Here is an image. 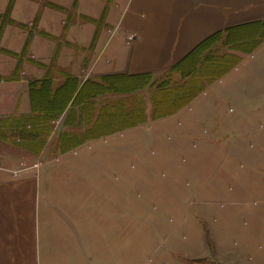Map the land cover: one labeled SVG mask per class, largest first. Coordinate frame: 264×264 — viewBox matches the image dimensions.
<instances>
[{"label":"rangeland","instance_id":"obj_1","mask_svg":"<svg viewBox=\"0 0 264 264\" xmlns=\"http://www.w3.org/2000/svg\"><path fill=\"white\" fill-rule=\"evenodd\" d=\"M149 13L160 15L163 11L152 4ZM149 13L139 10L137 0H0V25L4 33L9 32L4 44L0 40V71L5 74L13 63L20 62L16 80H25L30 89L34 80L32 67L38 73L34 67L41 63L38 59L47 61L53 55V74L59 76L58 62L63 57L71 65L67 71L84 79L86 70L94 66L98 46L96 43L92 50V46L80 45L90 40L88 31L94 32V38L102 32L103 44L113 34L111 49L118 47L130 56L131 48L124 44L123 31L116 25L122 23L124 30L130 17L144 20L141 14ZM156 28L160 31V26ZM16 31L24 32L25 38ZM244 33L250 37L257 30L252 27ZM1 46L21 53L13 56ZM139 47L145 48L143 43ZM213 48L210 53L203 52L197 71H193L197 57H190L184 70L195 75L184 85L174 75L172 85L176 86L168 89L161 84L166 77H159L153 87L156 92L141 90L132 95L127 92L141 82L111 78L114 84L109 86L104 81L108 90L102 88L99 102H88L86 106L90 113L98 111L99 117L92 114L80 124L75 116L70 120V130L57 133L58 143L53 140L56 127L48 125L49 117L62 110L54 108L58 109L57 104L69 97L75 82L66 85L58 101L52 99L54 91L29 92L25 108H41L49 115L27 118L24 130L18 133L27 146L24 153L31 156H20L23 163L17 166L0 167L1 173L13 179L0 187V264H46L48 227L52 222H62L59 214L65 203H71L74 221L89 229L80 232L88 248L102 242L95 227L88 226L91 211L120 209V221L125 216V222H120L119 236H114V242L118 239L120 245L119 264H264V45L249 58L234 52L247 59L211 86L208 77L223 72L219 57L225 51L222 45ZM60 75L64 77L65 73L61 71ZM77 85L76 92L81 90L79 82ZM11 89L7 92L17 96ZM201 90L204 92L191 106ZM186 96L193 98L190 103L184 101ZM11 98L6 102L11 103ZM79 106L80 101H73L74 110L78 111ZM185 108L173 119L152 121L146 116L152 111L155 115H171ZM88 134H101L97 139L101 140L100 146L91 144L86 139ZM4 136L14 145L15 135L9 132ZM80 139L89 141L92 152L88 148L82 152L74 149L80 145L73 147L72 141ZM48 140L55 147L52 158L62 151L72 152L67 159L79 160L69 168L74 180L65 185L66 189L64 183L41 181L38 186L35 182L41 173L65 171L62 165L37 163L32 156H41ZM83 159L93 160L86 166ZM23 176L21 184L19 178ZM47 184L57 193L48 199L60 209L49 210V201L42 197L36 201L38 189L41 194L48 192ZM64 193L68 199H64ZM80 213L90 215L86 219ZM37 225L41 227L38 253ZM79 242V237L73 236L72 264L82 261L83 247ZM108 242L104 245L111 246L112 241ZM37 257L42 260L39 262Z\"/></svg>","mask_w":264,"mask_h":264},{"label":"crops","instance_id":"obj_2","mask_svg":"<svg viewBox=\"0 0 264 264\" xmlns=\"http://www.w3.org/2000/svg\"><path fill=\"white\" fill-rule=\"evenodd\" d=\"M152 4L159 5L163 13L160 15L153 13L150 14L149 5ZM137 5L139 6V10H147L149 13L148 15L141 14V16L145 18L144 20H138L135 17H130V20L128 19L124 30L122 28V23H117L116 25V29H119L120 27V29L123 31L122 39L124 41V44L129 45V47L131 48L130 56H128V52H122V50H120V48L118 47L111 49L112 43L114 42V37L112 36L113 34L111 35V37H108L105 44H103V42L100 41V38L104 37L102 36V32L97 34V36L94 38V32L88 31L89 35H92L90 40L87 43H81L80 45L84 47L92 46V50L94 49L96 43H98V46L94 50L96 53L94 66L89 71L86 70L87 76L84 79H82V76L80 74H72L71 72H69L71 65L70 63L67 64L68 61L66 62L65 60L67 58L63 59V57H61L58 62V65L61 68V70L59 69L60 71H58L59 76L55 75L57 73L53 74V69L50 67L53 55L48 57V62L38 59V61L41 63L36 64L37 66H34L37 69L38 73H34V68L32 67V76L34 77L32 83L37 86L38 90H41L46 82L49 88L48 91L52 93L53 91H56L59 87H61L64 82H66V77L68 75L75 80H78L80 89L84 88L88 83L98 86L95 93L91 94L85 99H81L78 111L72 108V101L77 98V95L81 90H79L77 94H74L73 98L70 100V102L67 104L64 111L60 115L53 113V117H49L48 125L56 127V130L53 131V140H55L56 142L59 139L57 133L62 135V129L65 132L68 129L70 130V120L75 116H77L76 118L80 120V124L85 119H88V117H90V115L92 114L98 116V111L94 110V113H90V109H88L86 106L88 102H99V99L101 98V96L99 95L103 93L102 86L106 78L120 77L141 82L139 86L127 92L131 93L132 95L142 92L141 90H149V93L151 94L153 92H156V88L153 89V87L156 86L155 80L159 77H166V79L163 80L161 84L165 85V87L168 89L169 86H176L175 83H173L172 85V77L174 75L179 76V78L184 81V85L185 81L192 79L195 75L186 73L185 70H183L187 64L185 60L200 44H202L210 37L221 33V41L219 42L218 46L222 45L224 47V55L234 54L231 46H229L230 44H227L228 46L224 44L228 35L227 30L233 27L264 20V0H137ZM158 16H160L159 19H157ZM108 21H111L110 18ZM156 25L160 26V31H157ZM1 28L2 26L0 25V40L2 39L4 44V40L5 38H7V36H9V32L6 30L4 33ZM16 32L22 34L23 38H25L24 32ZM22 41L24 42V40ZM140 43H143V46L145 48L140 49ZM263 45L264 43L253 54L243 55L248 56L249 58L253 56L260 48H262ZM1 48L5 49L6 51L4 52L6 53H21V51L18 52L17 50L15 51L11 48L3 46H1ZM67 50L72 51L71 49ZM56 52L58 54L59 49H57ZM235 53L241 52L236 51ZM14 55L15 54H13V56ZM54 56H56V54ZM202 57L203 56H201L200 58ZM34 58L36 57L34 56ZM245 59H247V57ZM245 59L243 57L242 61L228 74L223 76L220 82L227 75L236 70L244 62ZM200 60H198L197 66L195 67V69H193V71H197L200 69ZM219 60L222 63L225 62L224 59ZM13 64L14 65L10 68V70H8V72L6 69L5 74H2L0 71V93L2 94V96H0V145L4 146L0 147V167L7 165L17 166L19 163H23V161H19L20 156H31V154L24 153L27 146L23 144V141L21 142V138L19 137L18 133L21 129L24 130V128L22 127H24L23 125L24 122H26L27 118H46V115H49V112H44L37 108H25L26 98H28L30 92L29 87L25 80H16L17 73L15 72L20 68V62ZM68 69L69 71H67ZM61 71L65 73L64 77L60 75ZM2 72L4 71L2 70ZM9 73H11L10 76ZM216 83L219 82H215L211 86L215 85ZM8 88H12L14 91H16L17 96L9 94L7 92ZM208 88L206 90H208ZM203 92L204 90H201L200 94H202ZM200 94H198L197 98H195L191 102V106L196 102L198 97H200ZM9 96L12 97L11 103L6 102ZM186 109L187 108L181 111L179 110L171 115H160L158 113L160 116L155 115L154 111H152L149 114L147 112L146 116L147 118L149 116L152 121L165 119L168 117H170L169 119H173L182 114ZM9 132L15 135L14 145L12 144L11 140H7L4 136ZM98 137L102 136H97V138L90 141V143L94 144L95 147L100 146L99 144L101 140H97ZM90 143L89 141L84 142L79 147L74 149L82 152L87 150L88 148V151L92 152L91 149L93 148V146L88 147ZM53 148L55 149L51 141L48 140L45 150L41 154V156H39L38 153L32 154V156L35 155V158H37V163L42 162L43 164L53 167L55 165H62L63 167H65V171L63 170L62 172L58 173L53 170L50 171L49 174L41 173L40 176L36 177L37 179H35V182L38 184V186L41 185V181L50 183H64V189H66L65 185L74 180V173L69 168L73 165V163L77 164L79 160L67 159L72 152L64 153L61 150V153L58 152V155L52 158ZM10 150L15 151L16 153H10ZM63 151H65V148L63 149ZM92 160L93 159L85 160V163L83 164L89 166ZM11 179L12 178L9 174H3L0 172V187L4 183H9ZM19 179L18 180L20 183L23 182L24 176ZM47 189H49L47 190L48 192L44 191L42 192V194L40 192L41 190L38 189V193L36 192V201H38L39 198L42 197L45 202L49 201V210L60 209L56 208L54 204L52 205L50 202L51 200L48 199H52L57 195V193H55L56 189L54 191H51L49 184H47ZM66 196V193H64V199H68ZM70 207L71 203H65V205L61 208L63 209V211L59 214L61 215V223L53 224L52 222V224H49V241L47 246L45 247L48 251L46 252V254H48L49 257L46 264H64V262L66 264H72L71 255L73 254V248L71 241L73 239V236L79 237V243L83 247V257L80 264H119L120 260L118 259L120 245L118 239L116 240V242H114V236H119L118 232L120 230V222H125V216L120 221V209H95L91 211L90 214L93 216H90L89 218L88 216L90 214H86L89 212L80 213V215H84L86 219L88 218V221L91 222H88V226H90V229L91 225L94 226L95 230H97L100 236H102V242L101 244L99 243V246V241H97L88 248L87 246L83 245L82 239L80 238V232H82V230L88 231L89 229L87 227L85 228L84 225L74 221L76 220V218H74L73 209H71ZM40 209L41 207L38 206V221L41 217ZM125 210L129 211V209ZM35 232V250L38 253V251L40 252L41 250L40 225H37V227H35ZM122 240L125 242L127 241L125 240V238H122ZM108 241H112L111 246L104 245V243ZM52 252H58V255H53ZM37 258L39 262L42 260L40 257ZM128 263H130V261Z\"/></svg>","mask_w":264,"mask_h":264},{"label":"trees","instance_id":"obj_3","mask_svg":"<svg viewBox=\"0 0 264 264\" xmlns=\"http://www.w3.org/2000/svg\"><path fill=\"white\" fill-rule=\"evenodd\" d=\"M252 27L257 30V33H255L253 36L249 37L248 35H246L244 33V31L247 30V29H250ZM1 29H3V26H2ZM227 32H228V35H227L225 43H224V44H226V46H228L227 44H230L229 46H231V49L234 52L237 51V52L244 53L245 55H251L264 43V20L263 21H258V22H252V23H249V24H246V25L233 27L231 29H228ZM220 41H221V33H218V34L210 37L209 39L204 41L202 44H200L187 57L185 62H187L190 59V57L195 54L196 57H197V62L195 64V66H194V69H195V67L197 66L199 58L203 55V52H212L214 50L213 47L219 45ZM210 46H212V49L211 48L209 49ZM28 47H29V42H27V44L25 46V50H27ZM234 58H236V61H233ZM219 59H224V61H225L223 63H219L220 64L219 67H221V66L224 67L223 68V72L218 74L217 76H213L211 78L208 77V79H211V81H209V84H212L219 77H223L226 74H228L232 69H234L242 61V58H240V57H238V56H236L234 54H231V55L225 54L224 56H220ZM228 61H230V63H228ZM213 64H215V63H213ZM210 66H214V65H210ZM219 67H217V68H219ZM18 71H19V69H17V71L15 73H18ZM66 78H67L66 82H64L61 85V87H59L56 91H54V93H52L53 101H58L57 99L59 98L61 91L66 87V85L70 84L71 81L75 82V86L73 87V91L70 93L69 97L67 99H63L62 101H60L57 104L58 105V107H57L58 109L54 108V111L62 109L59 112H57L59 115L64 111V109H65L64 107L67 106V104L73 98L74 94H77V92H78V91L76 92V90H78L77 89L78 82L75 81L74 79H72V77H70L69 75ZM112 78H120V77H112ZM123 79L126 80V81H129V79H127V78H123ZM118 80L119 79H116L115 81L117 82ZM105 82L109 86L114 84V81L111 78H106ZM47 88H48V85L46 84V82H45V84H44V86L42 87L41 90H38L37 86H35L34 83H31L29 91H30V93L31 92H33V93L35 92L36 93V92L39 91L38 94H43L46 91L49 92L48 91L49 88L48 89ZM97 88H98V86H96L94 84H91V83H88L83 89H81V91L77 95V98L74 100V102H76V101L79 102V101H81V99L87 98L91 94L95 93ZM102 88L105 89L104 86H102ZM112 88L113 87H111L110 89H112ZM105 90H108V89H105ZM200 93H201V91L197 92L193 98H195ZM193 98L192 97H187V99L184 100V101H189V103H190ZM72 103H73V101H72ZM54 104L55 103H53V105ZM37 109H39V108H37ZM39 110H41V108ZM90 134L87 135L86 139L92 140V139L97 138V135H95V134L90 135ZM100 135H98V136H100ZM72 143H74L73 147L79 146V145L84 143V139L73 140Z\"/></svg>","mask_w":264,"mask_h":264}]
</instances>
